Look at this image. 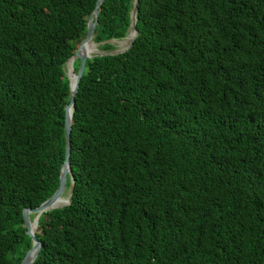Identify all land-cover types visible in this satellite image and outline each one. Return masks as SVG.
I'll use <instances>...</instances> for the list:
<instances>
[{
	"label": "trees",
	"instance_id": "1",
	"mask_svg": "<svg viewBox=\"0 0 264 264\" xmlns=\"http://www.w3.org/2000/svg\"><path fill=\"white\" fill-rule=\"evenodd\" d=\"M95 3L0 0V264L58 187L65 64ZM132 7L103 0L90 45L114 50ZM136 29L86 60L72 198L39 216L32 264H264V0H139Z\"/></svg>",
	"mask_w": 264,
	"mask_h": 264
},
{
	"label": "water",
	"instance_id": "2",
	"mask_svg": "<svg viewBox=\"0 0 264 264\" xmlns=\"http://www.w3.org/2000/svg\"><path fill=\"white\" fill-rule=\"evenodd\" d=\"M102 1L103 0H96L94 9L92 10V12L88 18V21H87L86 34L82 38V40L79 42L76 50L74 51V53L70 57V58H74V61L76 59H79V65H78L77 71L74 70V67L72 69V71H73L72 73H74V75H75V79L73 80V82H74L73 84H71L69 82V80H70L69 74H68V71H66V75L68 78L67 81L69 82L70 94H69V101L64 107V109H65V117H64L65 154H64V161H63L61 168H60L58 187L56 188V190L54 192H52V195H50L48 198H46L38 206L33 207V208L26 207V208H23V210H22L25 232L31 238V247L24 254L22 260L20 261V264H32L33 261L35 260L36 256H37L39 250H40L41 241L35 235V229L37 227V222H38L39 216L47 210L59 208V207H62V206L69 204L71 201V198H72V193H73V188H74V179H73V176L71 173V168H70L71 120H72V112H73V108H74L75 95L77 93L78 85H79L78 81H80V78L83 74L86 60L88 58H91L92 56H95V55H102V54H106V53L117 54V53H121V52L127 50L131 46L133 39L135 38V36L138 32L136 29V12H137V4H138L139 0H133V7H132L131 12H130V25H129L127 34L131 29L133 30L134 34H133L132 38L130 39V41L128 42L127 47H125L123 49H114V50H111L110 52L103 51V50H100L99 48H97V52H95L93 54H89L86 51H84L83 50L84 44L86 42H88L89 40H93L92 38L94 35V28L97 24V18H98V8H99L100 4L102 3ZM126 35L124 37H126ZM112 40H117V39H111V42H112ZM95 43L99 45V43H97V42H95ZM68 174L70 175V183H69V186L67 187L66 180H67ZM65 192H67V193H66V199H65L64 203H62L61 205H57L58 202L62 199V196L65 195L64 194ZM30 214H34V217L32 219L30 218Z\"/></svg>",
	"mask_w": 264,
	"mask_h": 264
},
{
	"label": "bare ground",
	"instance_id": "3",
	"mask_svg": "<svg viewBox=\"0 0 264 264\" xmlns=\"http://www.w3.org/2000/svg\"><path fill=\"white\" fill-rule=\"evenodd\" d=\"M133 34H134V32H133V30L131 29V30L128 32V34L126 35V37H125L123 40H118V43H119V45H120V48H125V47H127V44H128V42L130 41V39L132 38ZM90 41H91V40H89L88 42H86V43L84 44L83 50L86 51V52L89 53V54H93V53L97 52L98 45H97V44L90 45ZM75 62H76V61H75ZM73 64H75V63H74V58H70V59L68 60V62H67V66H68V67H67V71H68L69 79H70L69 82H70L71 84L74 83L73 80L75 79V75H74V73H72V72H73L72 69H73V67H74ZM65 199H66V195H63V196H62V199L58 202L57 205H61L62 203H64ZM36 229H37V228H36Z\"/></svg>",
	"mask_w": 264,
	"mask_h": 264
},
{
	"label": "rangeland",
	"instance_id": "4",
	"mask_svg": "<svg viewBox=\"0 0 264 264\" xmlns=\"http://www.w3.org/2000/svg\"><path fill=\"white\" fill-rule=\"evenodd\" d=\"M125 37H123V38H121L120 40H123ZM118 40L119 39H117V40H112V43H113V45H114V49H123V48H120V45H119V43H118ZM98 45V44H97ZM67 63L65 64V71H67ZM66 193L67 192H65L64 194L66 195Z\"/></svg>",
	"mask_w": 264,
	"mask_h": 264
}]
</instances>
